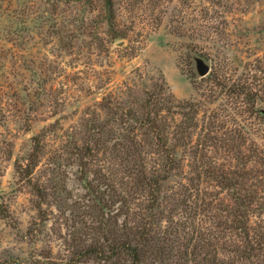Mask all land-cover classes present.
Instances as JSON below:
<instances>
[{
    "label": "rangeland",
    "instance_id": "374dc122",
    "mask_svg": "<svg viewBox=\"0 0 264 264\" xmlns=\"http://www.w3.org/2000/svg\"><path fill=\"white\" fill-rule=\"evenodd\" d=\"M0 264H264V0H0Z\"/></svg>",
    "mask_w": 264,
    "mask_h": 264
},
{
    "label": "water",
    "instance_id": "95a60500",
    "mask_svg": "<svg viewBox=\"0 0 264 264\" xmlns=\"http://www.w3.org/2000/svg\"><path fill=\"white\" fill-rule=\"evenodd\" d=\"M198 68L202 74H206L209 70V68L201 61L198 63Z\"/></svg>",
    "mask_w": 264,
    "mask_h": 264
},
{
    "label": "trees",
    "instance_id": "16d2710c",
    "mask_svg": "<svg viewBox=\"0 0 264 264\" xmlns=\"http://www.w3.org/2000/svg\"><path fill=\"white\" fill-rule=\"evenodd\" d=\"M106 2L109 3L110 0H106ZM146 119H147V122H151V120H153V118H151L150 116H147ZM142 160H143V157H141V161Z\"/></svg>",
    "mask_w": 264,
    "mask_h": 264
}]
</instances>
